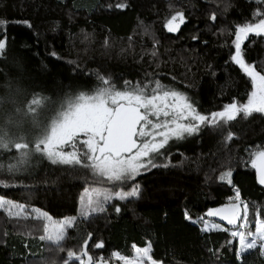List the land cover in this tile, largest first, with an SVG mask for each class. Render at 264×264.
Listing matches in <instances>:
<instances>
[{
  "label": "trees",
  "instance_id": "obj_1",
  "mask_svg": "<svg viewBox=\"0 0 264 264\" xmlns=\"http://www.w3.org/2000/svg\"><path fill=\"white\" fill-rule=\"evenodd\" d=\"M178 12L185 22L169 32L166 24ZM257 13H264L262 0H0V36L7 37L0 81L18 80L54 97L58 107L52 116L69 98L103 87L99 77L118 89L125 81L149 91L163 83L208 115L232 102L245 103L252 90L231 56L237 26L255 22ZM243 52L264 74V36L250 35ZM227 124L225 131L235 137L230 143L200 128L190 145L178 143L165 153L167 167H151L116 187L127 192L138 184V197L108 201L105 211L87 218L80 215V197L85 189L102 187V176L80 165L54 164L34 151L9 171L20 154L0 151V182L8 185L0 186V196L54 220L77 218L61 251L40 239L44 221L0 210V264H64L67 252L79 254L86 240L90 255L109 262L108 256L131 258L134 246L150 244L158 264H264L259 249L241 260L229 232L204 231L199 219L227 204L236 189L250 211L258 209L264 218V186L249 164L250 153L264 149V114L240 115ZM228 170L231 185L220 180ZM101 241L103 248H96Z\"/></svg>",
  "mask_w": 264,
  "mask_h": 264
},
{
  "label": "snow or ice",
  "instance_id": "obj_2",
  "mask_svg": "<svg viewBox=\"0 0 264 264\" xmlns=\"http://www.w3.org/2000/svg\"><path fill=\"white\" fill-rule=\"evenodd\" d=\"M257 16L261 17L257 22L239 25L234 32V54L231 59L242 69L252 85L245 103L232 102L221 111L205 115L196 109L187 95L168 89L159 82L150 91L147 85H132L128 81H125L123 89H118L109 79L99 77L103 87H98L92 93L81 92L74 98H69L35 139L27 140L24 136H19L13 140L0 128V149H15L20 154L17 163L8 166L9 171L17 170L34 151L46 156L54 164L90 168L94 174L111 182L134 180L151 167L168 166L157 165L154 159L170 140L195 134L202 125L218 126L222 122L227 124L241 114L245 118L253 113L264 114V74L254 64L246 61L243 52V45L250 35L264 36V14L257 13ZM211 19L215 20V15ZM184 22V14L178 12L168 20L166 27L169 32H177ZM3 26L4 21L0 20V28ZM6 46L7 37L0 36V56L4 54ZM42 102L41 99L33 98L28 105V112L34 114ZM36 126L39 127V124ZM232 136L229 133L227 139L231 140ZM249 164L256 170L258 182L264 185V149L252 151ZM231 177L232 171L228 170L220 176V180L231 185ZM0 186L8 185L0 182ZM139 194L138 184L127 192L85 189L80 197V215L87 218L93 213L105 211L104 204L108 201L125 200L138 197ZM0 210L5 211L9 217H32L44 221V234L40 239L47 240L61 251L67 230L74 227L77 220L76 217L54 220L47 212L30 209L4 196H0ZM115 210L120 211L119 207ZM250 215L253 216L252 222L249 220ZM207 216L219 217L231 226L230 230L205 221L203 230L214 228L229 232L232 238L229 243L238 242L237 251L241 260L245 253L257 248L264 254V218L258 209L250 211L248 203L241 199L239 189L235 190V196L227 204L209 210ZM187 218L191 219L190 216ZM94 246L99 249L104 245L101 241ZM134 253L132 259L119 253H115L114 258L123 264H158L151 256L150 244L143 248L134 246ZM73 260L78 264H105L104 257L94 258L88 253L87 240L79 254L71 250L67 252L64 264H72Z\"/></svg>",
  "mask_w": 264,
  "mask_h": 264
},
{
  "label": "rangeland",
  "instance_id": "obj_3",
  "mask_svg": "<svg viewBox=\"0 0 264 264\" xmlns=\"http://www.w3.org/2000/svg\"><path fill=\"white\" fill-rule=\"evenodd\" d=\"M261 14H264V13H261ZM260 18H261L260 16H256L255 22H257ZM160 84L166 87V85H164L163 83H160ZM166 88L178 91V89L176 88H171V87H166ZM33 98H38L43 101L41 107L38 108L34 114L28 112V105L31 103ZM55 102L56 100L54 97L48 95L42 90L39 92L30 91L28 88H26V86L22 82L18 80L11 81L9 78L6 80H2L0 81V128H2L4 133H6V135L13 140L19 136H24L27 140H33L40 134V130L44 126L48 125L51 122V120L56 116L57 113L54 116H52V113L54 112V110L57 111L56 107H58L56 106ZM223 108L221 110H223ZM37 123L39 124V127L36 126ZM227 125L228 124H224L222 122L218 126L202 125L201 127H206L207 129L215 130L219 132L220 134H223L224 129L225 127H227ZM193 135L194 134L185 135V138L179 139V140L177 139L170 140L169 143L166 145V147L160 150V154L155 155L154 163L157 165L170 164L171 161L166 160L169 158L166 157L165 153L169 151L170 149L174 148L176 145H178V143H182V144L187 143L188 145H190L191 144L190 140H192V138L190 137H192ZM228 135L229 134L226 135L225 140L230 143L235 137L233 135L232 139L229 140L227 139ZM220 138H221V141H224V138L222 137ZM225 144H228V143H225ZM0 151L5 152V151H8V149H0ZM123 182H111L103 177L101 178V181L99 182L100 184H102V187H94V188L100 189L102 191H108V192L115 193L117 191H120L116 189V187H118V185L122 184ZM234 196H235V190H232V194L228 198V202ZM207 212L203 216L199 217L200 221L203 223V229L205 226L204 225L205 221L209 222V224H217L213 220L214 217L207 216ZM252 228L253 230L255 228L254 222L252 223ZM213 229L214 228H210V230H213ZM133 255H135V253ZM261 255L264 257V254H261ZM108 257L111 260L110 262L112 264H115L114 262L118 264L119 260L115 259L114 255L108 256ZM96 258H99V257H96ZM132 258H134V256L129 259H132ZM120 264H123V262ZM145 264H148V262H146Z\"/></svg>",
  "mask_w": 264,
  "mask_h": 264
},
{
  "label": "water",
  "instance_id": "obj_4",
  "mask_svg": "<svg viewBox=\"0 0 264 264\" xmlns=\"http://www.w3.org/2000/svg\"><path fill=\"white\" fill-rule=\"evenodd\" d=\"M254 172H255V178H256V182H257V184L260 185V186H264V185H261V184L258 182V175H257V172H256L255 169H254ZM223 206H224V205H223ZM220 207H222V206H220ZM220 207H218V208H220ZM214 219H215V221H216L218 224H220L221 226H224V227H228V226H230V225L227 224L226 221L221 220L219 217H214ZM105 264H111V263H110L109 261L105 260Z\"/></svg>",
  "mask_w": 264,
  "mask_h": 264
},
{
  "label": "flooded vegetation",
  "instance_id": "obj_5",
  "mask_svg": "<svg viewBox=\"0 0 264 264\" xmlns=\"http://www.w3.org/2000/svg\"><path fill=\"white\" fill-rule=\"evenodd\" d=\"M211 113H212V112H211ZM201 128H202L203 130H205L206 132H207V130L210 131V132H217V131H215V130L207 129L206 127H201ZM217 133H219V132H217ZM227 134H228V133H227V132L225 131V129H224V133L221 134L222 138L226 139V135H227ZM177 146H178V145H176L174 148L170 149L169 151L175 149ZM167 152H168V151H167Z\"/></svg>",
  "mask_w": 264,
  "mask_h": 264
}]
</instances>
